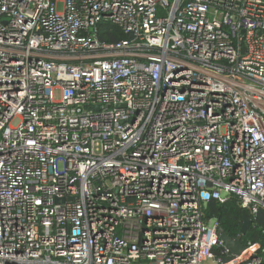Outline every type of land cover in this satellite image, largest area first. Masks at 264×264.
Listing matches in <instances>:
<instances>
[{
	"label": "built area",
	"instance_id": "built-area-1",
	"mask_svg": "<svg viewBox=\"0 0 264 264\" xmlns=\"http://www.w3.org/2000/svg\"><path fill=\"white\" fill-rule=\"evenodd\" d=\"M231 194L264 209V0H0V264H264L221 262Z\"/></svg>",
	"mask_w": 264,
	"mask_h": 264
},
{
	"label": "trees",
	"instance_id": "trees-1",
	"mask_svg": "<svg viewBox=\"0 0 264 264\" xmlns=\"http://www.w3.org/2000/svg\"><path fill=\"white\" fill-rule=\"evenodd\" d=\"M104 33L102 39L107 41H119L129 38L123 30L111 23L101 24ZM246 212L251 218L252 223L245 235H243V243L247 247L250 243H257L261 246L258 251L259 255L264 258V209H260L257 214L251 213L248 209H244L240 205V200L235 194H231L225 202L211 200L204 209L206 219L216 218L228 235L236 236L240 232L243 223V214ZM224 246L217 248L216 252H220Z\"/></svg>",
	"mask_w": 264,
	"mask_h": 264
},
{
	"label": "water",
	"instance_id": "water-1",
	"mask_svg": "<svg viewBox=\"0 0 264 264\" xmlns=\"http://www.w3.org/2000/svg\"><path fill=\"white\" fill-rule=\"evenodd\" d=\"M252 223L251 218L246 212L243 214V223L240 232L236 236L228 235L222 227H219V236L224 245L229 249L230 255L221 258V262H228L246 252V246L242 239Z\"/></svg>",
	"mask_w": 264,
	"mask_h": 264
}]
</instances>
